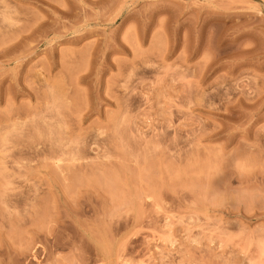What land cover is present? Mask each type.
Here are the masks:
<instances>
[{
	"label": "rangeland",
	"instance_id": "374dc122",
	"mask_svg": "<svg viewBox=\"0 0 264 264\" xmlns=\"http://www.w3.org/2000/svg\"><path fill=\"white\" fill-rule=\"evenodd\" d=\"M0 264H264V0H0Z\"/></svg>",
	"mask_w": 264,
	"mask_h": 264
}]
</instances>
